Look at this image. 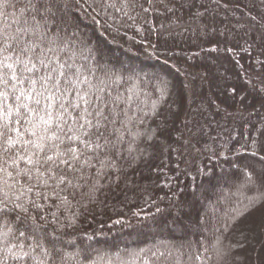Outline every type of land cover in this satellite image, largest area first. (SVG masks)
Returning a JSON list of instances; mask_svg holds the SVG:
<instances>
[{"label": "trees", "instance_id": "trees-1", "mask_svg": "<svg viewBox=\"0 0 264 264\" xmlns=\"http://www.w3.org/2000/svg\"><path fill=\"white\" fill-rule=\"evenodd\" d=\"M68 11L69 15L82 16L81 31L92 38L90 45H78V63L94 66L99 61L108 76H103L101 71L96 75L108 81L113 95L136 93L141 107H150L160 95L153 89L161 88L152 74L163 75L164 72H158L161 68L166 75L169 71L174 80L170 87L166 86V103L171 107L163 111L168 114L170 127L172 121L179 126L184 115L198 110L190 95L192 83L198 80L191 70L197 67L202 70V83L211 85L207 98L211 109L219 102L220 111L215 106L218 115H210L205 108L201 123L206 126V144L202 145L203 153L189 162L192 166L186 170L189 173L183 171L180 175L179 169L185 170L186 166L178 160L177 153L167 148L163 152L157 150L148 161L126 169L118 183L112 178L102 180L104 187L97 193L95 202L83 199L81 202L86 208L76 205L71 211L65 210L55 225L51 216L41 219L34 210L35 219L22 212L9 213L0 218V237L8 241V247L18 245L24 251H32L37 244L50 247V241L55 239L64 257L63 260L58 258V264H146L148 250L130 256L128 249L137 241L136 245L141 246L154 238L165 241V245H153L152 253L159 249L170 254L163 264H253L261 243L259 252L264 264V221L261 219L259 224L253 225L249 217L264 194V186L256 185L257 189L251 186L244 191L250 186L245 184L244 174L240 179L237 172L229 173L235 165L239 169L241 164L255 175L259 167L264 166V160L259 158L264 152L253 156L241 147L245 140L258 139L256 130L264 125V107H261L259 91L250 90L248 73L254 69L256 55L264 70V49L258 45L260 34L264 33V0H220L219 4H212L214 25L207 35L195 31L161 33L139 18L126 21L119 18V13L109 10L106 19L114 20L113 30L119 27L121 32L113 39L107 32L95 33V26L81 7L70 3ZM0 12L4 13L0 15V27L5 23L13 28L22 26L26 19L31 22L33 15L28 0H11L10 6L0 8ZM87 12H92V8H87ZM253 38L257 43H253ZM97 45L98 51H89ZM148 71L150 77L145 73ZM232 89H235L234 94ZM242 102L248 111L246 117L231 121L230 114L222 113L221 108L234 109ZM188 107L195 108L189 111ZM154 124V118L148 116L141 128L154 127ZM225 126L237 135L229 139L228 133L223 131ZM240 132L243 136L238 135ZM213 140H217L218 145ZM221 150L224 155L213 154ZM241 157L245 161H241ZM250 197L256 200L254 207L251 203L239 207ZM170 202L182 209V227L163 226L166 218L171 225L167 215ZM222 204V213H214L213 209H220ZM157 207L166 210L165 216L156 212ZM176 211L172 209V214ZM44 215L47 216V212ZM236 216L240 217L239 225L226 227ZM188 227L199 229V234L192 237ZM54 228L58 229L55 237ZM20 232L24 235L20 236ZM229 247L231 255L225 258L221 253ZM40 252L41 249L36 248L33 255L39 259ZM104 252H114L117 256L110 257ZM8 264L13 261L8 260Z\"/></svg>", "mask_w": 264, "mask_h": 264}, {"label": "snow or ice", "instance_id": "snow-or-ice-1", "mask_svg": "<svg viewBox=\"0 0 264 264\" xmlns=\"http://www.w3.org/2000/svg\"><path fill=\"white\" fill-rule=\"evenodd\" d=\"M219 2L28 0L33 12L31 22L26 19L16 28L3 24L0 27V218L22 212L35 219L34 210L41 219L51 216L55 225L65 210L71 211L76 205L86 208L83 199L95 202L97 193L104 187L102 180L112 178L118 183L126 169L148 161L157 150L163 152L167 148L177 153L178 160L186 156L195 159L204 151L202 145L206 144L207 133L199 110L184 115L179 126L172 121L170 127L168 114L163 111L171 107L166 103L165 81H160L163 87L153 89L160 93L157 101L150 107H141L136 93L113 95L108 81L96 75L101 71L103 76H108L99 61L94 66L78 63V45H90L92 38L81 31L82 16L69 15L70 3L81 7L95 26V33L107 32L115 39L121 32L119 27L113 30L114 20L106 19L109 10L119 13V18L126 21L139 18L161 33L195 31L207 35L214 25L211 5ZM10 3L11 0H0V8L6 9ZM87 8H92V12H87ZM253 43H257L256 38ZM258 45L264 49V33L260 34ZM89 51H98V45ZM258 91L264 107V87ZM148 116L154 118V127L142 129ZM223 131L229 139L237 135L226 126ZM256 131L258 139L245 140L241 145L253 156L264 152V125ZM213 154L224 155L222 150ZM259 158L264 160V155ZM244 177L246 185L264 186V169L255 175L245 171ZM259 199L264 201V194ZM170 204L167 215L171 225L166 218L163 226L182 227L181 207ZM251 205H256L255 199ZM172 209H177L175 215ZM156 212L163 217L166 210L157 207ZM239 223L240 217L236 216L226 227ZM56 231L54 228L53 237ZM7 245L8 241L0 237V264H8V260L13 264H58V258L64 259L55 239L50 241V247L37 244L32 251ZM36 248L41 249L39 259L33 255ZM148 251L146 264H163L170 255L159 249L155 253ZM221 254L229 257L231 248Z\"/></svg>", "mask_w": 264, "mask_h": 264}, {"label": "rangeland", "instance_id": "rangeland-1", "mask_svg": "<svg viewBox=\"0 0 264 264\" xmlns=\"http://www.w3.org/2000/svg\"><path fill=\"white\" fill-rule=\"evenodd\" d=\"M253 51L255 53H257V50H253ZM258 58L259 57L257 55L254 57V60H253V68L254 69L253 70H248L249 80H250V83H251L250 90H259L260 88L264 87V70H262V67H261V64H260ZM119 59H121V58H119ZM158 72H160L161 74L163 72L164 73L161 76H159V74L158 75L157 74L156 75L152 74L153 78L156 80V85H158V87H163L160 84V81L163 80V81H165L166 86H169L170 87L171 83L174 80V77L169 73V71L167 72V75H166L165 74V71L162 70V68L161 69H158ZM145 73L146 74H149V77L151 76V72L150 71L145 72ZM191 73L194 76H196V78L198 79L197 81L195 80V83H192V85H191V93H190L191 97L192 98L194 97V103H195L196 109H198L199 112L203 113V112H205V108H207L209 110H206V111H208L210 113V115H212V114L218 115V111H217L216 107L219 106V108H220L221 106H220L219 102H217L215 104L216 107L214 106L215 108L213 107V109H211V104L208 102V99H207L209 97V94L208 93H209V90H211V85H208L206 83H202V82H204V80L202 81V79H203L202 70L200 68L197 69V67L195 69L192 68ZM253 95L255 96L254 93H253ZM247 102L248 101L246 100V103ZM198 106H199V108H198ZM194 108L195 107H193V108H191V107L189 108L188 107L189 111L194 110ZM215 110H216V113H215ZM221 110H222V113L224 115L230 114L231 121H236L239 118L246 117L247 116V113L246 112H248L247 109L245 108V105H244L243 102H242V104L240 103V106H235L234 109H231V108L228 107V108H221ZM219 111H220V109H219ZM213 141L218 145L217 140H213ZM217 151H218V148H217ZM198 156H200V155H198ZM241 158H242L241 161L242 160L245 161L243 157H241ZM193 160L194 159H192L191 157H188L187 159L181 160V162L183 163V166H186V167H185V170H180L179 169L180 175L183 174L182 173L183 171L186 174V172H188L186 170H188L189 168H192V166H189V164L191 162H194ZM237 167H238V165H237ZM245 168H243L242 165L240 164L239 169H236V165H235L234 168L232 170H230L229 173H236L237 172L238 173L237 174L238 178L243 179V178H241L242 177V174H244V172L247 171V169H245ZM259 168H260V170L261 169H264V166L259 167ZM232 171H234V172H232ZM190 172H191V174H193L194 170H191ZM241 186H242V184H241ZM258 187L259 186H254L253 189H257ZM250 188H252V187L251 186H249V187L247 186V187L244 188L245 189L244 191H247V189L249 190ZM253 191H255V190H253ZM251 200L253 201L254 199H252V197H250L249 200H247V201L244 200L243 201L244 203L241 202V204L239 203L240 205L239 204L238 205H239V207L240 206H244L247 203H251L252 202ZM261 201L262 200L260 199L257 202L258 203V206L256 207V209H254L252 211V213L250 212L251 214H250L249 217L252 220L253 225L259 224L260 221H261V219H263V221H264V201H262V202ZM204 208L205 207H203V209ZM223 208H224V204L221 205V208L220 209L214 208L213 211L216 214H221L222 211H223ZM243 217H244V215H243ZM187 229H188V232H189L188 234H192V237L195 236V233H196V235L199 234V229H192V228H189V227ZM263 229H264V225H263ZM263 236H264V232H263ZM158 240H160V241H158ZM154 241H157V243H155ZM164 242L165 241H162L160 238H158V239L157 238L156 239L154 238L153 240L146 241L141 246H138V245H136V244H139L138 241H137L136 244H133L132 246L129 247V249H128L129 250V254L131 256V255H135L136 253H138V252H140L142 250H150L153 245H156V246L165 245ZM263 243H264V240H263ZM262 246H263V244L261 243L259 245V247L257 248L256 255H255V257L253 258V261H252L253 264H261V257H260L259 249ZM110 247L111 246H109V248ZM105 253H106V255H108L110 257L117 256L114 252H112V253L109 252V254H107V252H104V254Z\"/></svg>", "mask_w": 264, "mask_h": 264}]
</instances>
